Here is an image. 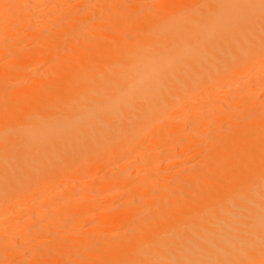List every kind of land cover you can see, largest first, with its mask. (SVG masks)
<instances>
[{"label":"bare ground","instance_id":"bare-ground-1","mask_svg":"<svg viewBox=\"0 0 264 264\" xmlns=\"http://www.w3.org/2000/svg\"><path fill=\"white\" fill-rule=\"evenodd\" d=\"M70 1L0 0V32L44 33L0 68V215L43 196L35 235L57 233L41 251L1 235L0 262L264 264V104L244 81L264 63V0ZM215 84L229 96L202 108Z\"/></svg>","mask_w":264,"mask_h":264},{"label":"rangeland","instance_id":"rangeland-1","mask_svg":"<svg viewBox=\"0 0 264 264\" xmlns=\"http://www.w3.org/2000/svg\"><path fill=\"white\" fill-rule=\"evenodd\" d=\"M82 1H84V0H73L72 2L71 1L68 2L67 6H71L72 5V7L74 6L75 8H77L78 3H81ZM154 1H156V0H154ZM154 1H153L152 4L146 3V6H152V7L155 6L156 3ZM29 6H30L29 9H31V8L33 9L34 4H30ZM54 7H55V5L46 3L45 5L40 6L39 8H40L41 12L42 11L45 12L46 18L49 19V18L53 17L54 15H56L55 13H53V11H51ZM65 9L66 8H64V7L63 8L60 7V8L57 9V12L62 13ZM38 12H39V10H38ZM79 14H80V12H79ZM66 18L67 17L64 16V19H66ZM33 21H34V22H32L33 26H35L37 22H39L40 24L44 23V22H42L43 20L36 19V18ZM1 24H3V23L0 22V25ZM40 24H38V25L40 26ZM21 26H22V28H21ZM33 26L31 25L30 28H32ZM9 28L10 27L7 26L6 30H4L5 27L4 28L2 27V31L0 32L1 33L0 34V41H1V44H0V68L2 67V65L4 67V64L7 66L8 62L14 59V58H11V56H14V54H12V52L17 51V49H13V50L11 49L10 50V52L12 51L11 53L9 52L8 49H10V48H18L19 55L26 56V55H28L31 52L30 50L33 47H36V49H34L33 51H35V50H37L39 48V46H38L39 40H41L40 38H42L44 36V33L43 34L40 33L38 36H36L37 38H35V36L28 35L30 30L29 29L24 30L23 28H25V27H23V25H20V28H18V25H17L16 28L12 27V28H10L11 30ZM45 28H46V26H45ZM0 29H1V27H0ZM51 29H52L51 27H47L44 31H47L46 33H48L49 30H51ZM8 30H10V32ZM44 31H42V32H44ZM8 39L10 41V42L8 41V43L12 44L11 47H9L10 46L9 44L8 45L6 44V46H4L5 43H7L6 41ZM2 42L4 43V45L2 44ZM19 49H20V51H19ZM27 52H28V54H25ZM10 58H11V60H10ZM48 65L49 64H47V63H42V64H37V65H35L33 67H30V68L28 67V72H27L28 77L30 76L29 78H32V77L35 76V73H33L34 69L38 68L40 70H43L46 67H48ZM28 66H30V65H28ZM254 73H257L258 76L255 75V74L247 75V76L244 77V81H248V83H249L247 88L250 89V88L254 87L253 89L257 90V94L259 93L258 96L253 99V102L255 101L254 104H262L263 105L264 104V63L258 65L255 68ZM229 89H230L229 85H222V84H215V85H213V87L207 88L206 90H204L202 92V94H200L201 101H202V103H201L202 106L201 107L202 108H207L209 106L208 104L209 103L211 104L212 102H213L212 105L216 104L217 103L216 100H215V102H214V100H212L213 98L215 99L216 96H218L220 98L223 97V96L226 97V95L229 96L228 95V93H229L228 90ZM231 103L235 104V105H238V103H234V102H231ZM207 143H208V141H207ZM145 150L148 151L147 148ZM143 151L144 150H142V152ZM148 153H149V151H148ZM191 161H192L191 163H194L195 162V158H194V160H191ZM102 170L103 169H100L97 173H95L96 176L100 177L101 174L104 173V171L101 173ZM99 173H101V174H99ZM147 180L150 181L149 179H146V181ZM82 181H83L82 179H80L79 181H73V182L71 181L70 183L67 184V186L70 187L73 184L78 183V182H82ZM144 182H145V180H144ZM162 182H165V180L162 181ZM89 190L90 189H88V188H76L75 191H74V194L75 195L78 194L77 196L80 197L82 195V193H86ZM58 191H59L58 189H55L51 194H55ZM119 191H120V193L121 192L123 193L126 190L125 189H120ZM60 195L62 196L61 197L62 202L63 201L67 202V201H69L71 199L70 197H72V191H71V189H68V192H66L65 194H60ZM120 200L123 201L124 197L121 196L119 198H112V199L109 200L110 204L109 203L108 204L111 205L113 201H114V204L116 202L120 203L121 202ZM51 202L52 201L49 202L46 199V197L40 196L39 198L36 199V201H31V202L24 203V204H14L6 213H4L3 215H0V239L2 238L1 235L5 236V235H7L9 233H14L15 236L18 239L21 238L24 234L25 235L26 234H31V235L33 234V236L36 237V240H38L39 243L38 244L37 243L36 244L32 243L31 245H29V247L32 250H34V251H41L42 249H44L45 246H48L50 244L52 237L53 236L55 237V235L57 233L54 235V233H47L48 231H41L40 234L35 235V233H37V232L34 231V228L36 226H38V223H37L38 221L37 220H39V218L42 219V218H45V216L48 217L47 215H45V216L40 215V211L43 210V208L40 207V206L41 205L42 206H47L48 203H51ZM53 202H55V201H53ZM34 204H37L38 206H36V208L33 210V209H31V207ZM43 204H45V205H43ZM108 204H107L106 207H104V205H106V204H104L102 206V208L100 209V211L90 214L91 216H88V218L91 219L94 216V219L92 218L93 221H98V219H100L99 213L102 210L107 209L108 207H110ZM50 216H52V215H49L48 218H51ZM90 219H88V220L91 222L92 219L91 220ZM43 221L47 222V219H43ZM82 227H83L82 229H85L88 226L83 224ZM111 230H110V232H114L115 231V230H113V231H111ZM54 231H56V230H54ZM60 231H62V234L66 233V232H68L70 234L73 233L72 229L66 230L64 228H61ZM0 243H1V240H0ZM1 248L2 247L0 246V255L2 254ZM16 261L17 260H13V259H3V261H1L0 264H15Z\"/></svg>","mask_w":264,"mask_h":264}]
</instances>
